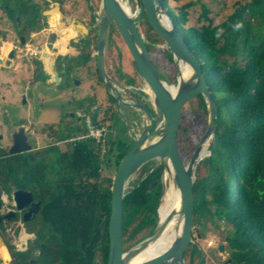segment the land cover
Listing matches in <instances>:
<instances>
[{
	"label": "trees",
	"instance_id": "1",
	"mask_svg": "<svg viewBox=\"0 0 264 264\" xmlns=\"http://www.w3.org/2000/svg\"><path fill=\"white\" fill-rule=\"evenodd\" d=\"M159 1L199 62L216 107L215 132L193 182L195 225L206 221L214 228L225 226L230 264H264V0H239L234 10L216 24L202 5L198 26L187 24L188 9L194 3L176 9L169 5L170 0ZM6 2L0 4L1 8L14 29L20 28L18 34L28 36L46 28L42 11L49 8V1L44 0L43 6L37 0ZM137 20L146 31L148 50L168 57L173 64L169 49L154 45L164 42L149 26L143 10ZM111 32L116 35L113 26ZM0 37L5 40L3 32ZM71 45L78 46L76 41ZM82 51L68 60L71 65L88 64L90 51ZM32 62L36 79L41 68L37 59ZM127 83L132 82L127 79ZM192 100L196 101L197 112L188 122L180 118L177 132V147L184 163L207 126L202 96L198 94ZM40 133L54 136L57 142L72 136L54 126L42 128ZM117 147L120 153L113 160L115 169L128 151L124 144ZM96 148L91 139L61 143L45 149L43 155L7 154L0 147V203L2 194L10 196L14 190L30 192L33 202L40 203L29 221L20 218L26 232L35 235L26 249L18 250L11 241L18 236L17 225L11 227L13 237L5 239L12 264H106L111 177L102 175V171L110 166L111 148L103 160ZM153 163L142 166L139 179L129 181L125 190L124 249L126 243L134 245L149 236L157 224L162 186L160 167L154 168ZM2 230L5 232V227ZM184 257L187 264H197L200 252L195 244H189ZM2 260L7 264L6 250ZM199 264H204L203 260Z\"/></svg>",
	"mask_w": 264,
	"mask_h": 264
},
{
	"label": "water",
	"instance_id": "2",
	"mask_svg": "<svg viewBox=\"0 0 264 264\" xmlns=\"http://www.w3.org/2000/svg\"><path fill=\"white\" fill-rule=\"evenodd\" d=\"M133 1L134 8L131 11L129 7L125 9L119 0H100V7L95 16L97 27L95 49L98 78L103 87L113 96L118 108L123 106L132 111L140 110L146 117L142 126L139 127L138 135H129L132 147L124 155L111 178L110 215L108 220L109 244L106 264H129L131 257L144 250L150 241L157 238L165 230L173 214L167 215L164 219L160 218L159 208L165 193L163 174H166L179 193V207L176 213L181 218V228L163 251L137 264H185L183 254L190 243H195L192 237V229L195 224L193 214L195 171L199 161L206 156L201 155L200 149L202 145L210 140L215 132L216 107L205 83L199 62L186 46L182 36L177 32L173 20L163 9L161 2L159 0ZM142 10L149 26L164 41L172 55L178 74L175 84L153 63L146 42L137 28L136 17L141 14ZM111 26L115 28L116 33L128 50L140 81L146 84L149 91H151L148 92V95L157 116V124L155 126L150 112L145 107L139 103L125 101L119 89H128L129 87L120 85L106 72L104 61ZM0 40L3 39L1 38ZM23 42L24 39L21 37V43ZM48 46L45 45L40 48L38 60L41 64V70L47 77L49 84H60L61 79L52 68L55 50L51 52L48 50ZM14 53V49H11L7 54V58L12 59ZM180 61L191 68L192 79H180L178 68ZM198 94L202 96L206 105L207 126L190 159L187 163H184L177 147V132L181 112L183 106ZM126 122L128 124L127 120ZM152 127L153 130L150 131ZM28 137L29 133H27L25 126L8 127V131L5 134L6 140L10 143L7 154L31 151L32 145L28 141ZM149 162H154V168L160 167L162 193L157 207L158 221L149 236L125 250L122 237V201L130 179L142 166ZM10 197L15 210L17 212L24 211L22 214L23 222L29 221L32 214L35 215L38 212L40 203L33 202V196L30 192L14 190ZM11 216L14 217V214L12 213ZM6 218H9V216H6ZM0 237L3 240L1 234ZM3 244L6 248L4 241ZM224 248L223 244L217 246L219 252H223ZM6 251L10 259L9 264H12L10 254L8 250ZM201 258L202 252L197 264L200 263Z\"/></svg>",
	"mask_w": 264,
	"mask_h": 264
},
{
	"label": "rangeland",
	"instance_id": "3",
	"mask_svg": "<svg viewBox=\"0 0 264 264\" xmlns=\"http://www.w3.org/2000/svg\"><path fill=\"white\" fill-rule=\"evenodd\" d=\"M40 5H44V0H37ZM50 2L49 8L43 10L42 14L46 16V21L50 22V13L49 11H52L54 8L58 10L59 6H62L64 9V21L60 20V15L58 13H53L52 22L50 23L51 28L53 31H55L56 26H59V23H62L65 25L66 30H75L74 26L79 27L77 28L78 32L77 35H75L74 39H80L86 38L84 31L82 28L84 27L83 23H90L92 24L90 18V10L88 6L92 5V12L96 16V13L98 12L97 5L100 7V0H61V2H58L60 0H47ZM239 0H170L169 5L173 8H179L183 6L184 4L188 2L194 3L192 7L188 9V25L198 26L202 22L200 20V14H201V6L204 5L206 9L209 11L208 17L212 19L213 23H219L223 21L228 14H230L234 8L237 6L236 2ZM94 2V3H93ZM7 5L8 2L6 0H0V4ZM0 5V32H3L5 35L6 41H12V44L16 47H19L20 49H23L24 44L30 42L33 45L38 46H47L48 50L51 51V44L49 41L46 40L47 31H49L48 25L46 28L39 32L31 33L30 35H26L24 38L25 43H21L18 40V32L14 29L12 23L8 20L7 15L4 13V10L1 8ZM132 10L134 8V1L133 5L131 4ZM59 20V21H58ZM58 21V22H57ZM82 23V24H81ZM49 25V26H50ZM140 31L144 38H147L146 31L144 29V26L140 24ZM59 35V34H58ZM55 36V35H54ZM61 39H65L67 43L71 42L73 39V35H71L69 38H66L63 34V32H60ZM78 36V37H77ZM145 38V39H146ZM1 39V37H0ZM3 39V38H2ZM60 38L56 37L55 40H61ZM82 40V39H81ZM80 40V41H81ZM5 41L0 40V47L2 46V55L0 57H3V55L8 52L11 48V44H3ZM47 42V43H46ZM56 42V41H55ZM54 42V44H55ZM164 42V41H163ZM49 43V44H48ZM112 43L108 48H106L105 53V61L104 66L106 71H108V74L113 77V79L117 80V82L127 87L129 84L127 83V76H129V73L131 72L132 75L138 79L137 76H135L133 64H132V58L130 57V54L128 50L126 49L123 41L119 37V35L116 33L114 34ZM159 48H165L164 43H158L157 44ZM71 48L72 45L69 44L68 48ZM94 51L93 44L91 43L86 50ZM69 50V49H68ZM68 50H66L67 53ZM23 51H20L15 53L16 57H25L22 53ZM63 53V52H62ZM158 61L161 63L160 68L162 71L170 78V80H174L178 77L177 69L175 70V67L170 66L167 64L165 60H163L161 57L162 55L158 52L154 55ZM39 62L38 58H36ZM71 59V58H70ZM25 61V60H24ZM21 61L22 63L27 64L28 62ZM40 64V63H39ZM84 65H80L76 63L75 65L72 64L71 73L69 74L68 82H63L60 84H49L47 82L46 76L41 71L40 73H37L36 79L33 77L32 80L27 81V78L25 73H18L14 75L11 79L15 81L16 92L18 93V96L16 97V100L13 102H10V97L12 96L10 93H7L11 91L9 85H5L4 89H0V134H6L8 131V127H15L18 126L17 124L19 121H24L25 124H20L25 126L26 129H30L33 131V137L29 140L34 145V150L36 151L35 154L37 155H43L45 154V149L49 147L56 146L58 147L60 144L52 137H47L46 134L40 133V130L42 128H45L47 126H54L55 129L61 133L65 134H72V136L68 137L70 139L71 137H75L85 130V121L87 117H89L91 120L96 115L95 123H100L106 128V144H105V150L102 153L101 149L96 148L97 152L99 153L100 159H104L106 153L111 148V151L108 154V159L110 161V166L107 171H102V175H107L112 178L115 169V165L113 164V160L115 155L120 153V149L117 147V144H124L125 149L129 150L132 147V143L130 140V136H137L138 134V128H132L130 130L129 122L127 124L126 116L124 114L119 113V111H115V107L113 105V102L111 100V97L109 98L110 94L100 83L98 82L96 76H89L88 75V69L91 71L94 70L93 63L88 62L87 67H83ZM41 68V64H40ZM113 71V72H112ZM6 72V70H4ZM72 79H74L72 81ZM135 79V81H136ZM139 81V86L143 88V83ZM134 83V81H133ZM136 83H138L136 81ZM102 84V83H101ZM10 88V89H9ZM130 88V87H129ZM127 91V90H126ZM147 91V90H146ZM129 92V91H128ZM148 93V92H147ZM1 94H4L1 95ZM111 95V94H110ZM135 96V95H133ZM144 97V96H143ZM147 102L149 100L151 101L150 97L146 98L144 97ZM24 100V101H23ZM90 107L87 106L88 104H92ZM108 103V104H107ZM107 105H111L110 113H106L105 107ZM86 107H89L87 110ZM115 111V112H114ZM197 112V104L196 101L191 100L187 102L181 112V118H183L185 121H189V117L191 115L196 114ZM139 113V112H136ZM204 120V118H203ZM203 120L201 119V123H203ZM207 120V118H206ZM140 127V126H139ZM129 128V130H128ZM129 132V134H128ZM31 135V134H30ZM8 141L4 137L0 141L1 146H5ZM70 142H62V144H66ZM208 154V152H207ZM205 154V155H207ZM50 157V155L47 156V158ZM154 165V163H153ZM152 165V166H153ZM103 168V167H102ZM115 169V170H114ZM139 171L130 179V182H136L139 179ZM163 179L165 184V190L168 188V185L170 183V179L166 176V174H163ZM162 193V192H161ZM2 200L4 203V207H10L12 206V198L9 195L2 194ZM160 202V200H159ZM162 202V199H161ZM159 204V203H158ZM158 216V215H157ZM158 221V217H157ZM20 222V215H17L16 219L14 221H11L7 227H5V234L7 238L13 237L11 233V227L17 225L18 229V236L17 238H12V243L16 244V247L20 251H24L26 249V245L28 242L32 241L34 239L35 235L34 233H28L26 232V226L25 223ZM225 226L221 225L219 228H214L208 222L204 221V225H195L193 226V241L198 245V247L204 252V264H230L231 260L229 257V254L224 248L223 252H219L217 250V246L220 244H223L226 246L225 242ZM24 235H30L29 238L22 240ZM21 240V241H20ZM1 244H3V240L0 237ZM26 242V243H25ZM5 243V242H4ZM23 243V244H22ZM138 243V242H137ZM135 243V244H137ZM134 244V245H135ZM130 247L133 246V244ZM129 245L125 244V250H127ZM5 247V246H4ZM7 248V247H6ZM5 248V249H6ZM8 250V249H6ZM9 252V251H8ZM11 257V256H10ZM1 259V257H0ZM1 261V260H0ZM10 262L9 256H8V262ZM0 264H3V260L0 262Z\"/></svg>",
	"mask_w": 264,
	"mask_h": 264
},
{
	"label": "flooded vegetation",
	"instance_id": "4",
	"mask_svg": "<svg viewBox=\"0 0 264 264\" xmlns=\"http://www.w3.org/2000/svg\"><path fill=\"white\" fill-rule=\"evenodd\" d=\"M61 1V0H60ZM86 1H88V0H86ZM94 1H96V0H94ZM94 3V2H93ZM129 3H130V0H129ZM131 5V4H130ZM63 6V5H62ZM62 6H59V8H58V14L60 15V20H62V21H64V9H63V7ZM88 7H90L89 8V10H90V18H92V20L94 21V23H92V24H90V23H81L84 27L82 28V30L84 31L83 33H85V35H86V38L84 39V38H81L80 37V39L78 38L77 39V45L78 46H73L72 45V47L70 48L69 47V51L67 52V53H64V52H66V50H67V47H68V45H67V47L65 46L66 44H67V41H65V42H63L62 44H59L58 45V42L60 41V40H58L57 42H56V47H58L59 48V50L61 51V52H59L58 51V49H55V52H54V57H55V59L53 60V64H52V68H53V70L54 71H56L57 72V75L60 77V79H61V81H60V85L65 81V82H68V79H70V77L68 78V76H69V74L71 73V64L69 63V59L70 58H74V57H76L77 55H80V53L82 54V50L83 49H86V48H88V46H90L91 45V43L93 44V49H94V51H90V57H91V60L89 61L90 63H93V65H94V70L93 71H91L90 69H88V75L89 76H96V78H98V71H97V68H96V49H95V45H96V41H97V27H96V22H95V15L93 14V10H92V5L91 6H88ZM99 8V6L97 5V8H95L96 10ZM132 8V7H131ZM99 10V9H98ZM43 12V11H42ZM139 16V15H138ZM138 16L136 17V23H137V28H138V30H139V32H140V34L142 35V33H141V31H140V23L138 22ZM46 17V16H45ZM50 17H51V19L53 18V14H50ZM18 22V21H17ZM47 25H48V30L49 31H47V36H46V40L47 41H49V43L51 44V45H53L54 44V39H55V36L53 37V35H55V32H53L52 31V29H51V25H50V23H48L47 22ZM50 25V26H49ZM76 27V26H75ZM112 27V26H111ZM111 27H110V30H109V35H108V42H107V48L110 46V44H112V39H113V36H114V33H112L111 32ZM77 28H79V27H76V29ZM45 29V28H44ZM16 31L19 33V31H20V28L19 27H17V29H16ZM77 32H78V30H77ZM17 37H18V40L20 41V44H21V37L24 39V42L23 43H25V36H22V35H20V34H18L17 35ZM78 37V36H77ZM142 37L144 38V36L142 35ZM82 39V40H81ZM62 41H63V38L61 39ZM81 40V41H80ZM144 40H145V42H146V45L147 44H149L150 42L147 40V38L145 39L144 38ZM47 43V42H46ZM48 43V44H49ZM70 44H72V43H70ZM152 45V44H151ZM154 45H156V46H158L157 44H154ZM164 46L165 47H167V45L164 43ZM17 48V47H16ZM168 48V47H167ZM147 49H148V47H147ZM52 50H54V48H51V52H52ZM88 50V49H87ZM107 50V49H106ZM15 51V50H14ZM149 51V50H148ZM50 52V51H49ZM50 52V53H51ZM63 52V53H62ZM149 54H150V56H151V59H152V61H153V63L157 66V67H159L160 68V62L158 61V59L154 56L155 55V53L154 52H150L149 51ZM131 57V56H130ZM163 60H165L166 62H167V64H169L170 66H172V67H175V64H174V62H173V58H172V55H171V59H172V62H173V64L172 63H170V61H169V59H168V57H161ZM32 61V60H31ZM132 64H133V62H132ZM35 67V66H34ZM84 68L85 67H87V65H84L83 66ZM133 69H134V66H133ZM161 69V68H160ZM162 70V69H161ZM175 70H176V67H175ZM42 71V70H41ZM107 72V74H108V71H106ZM134 73H135V76H137V74H136V72H135V69H134ZM164 73V72H163ZM165 74V73H164ZM110 77H111V75L110 74H108ZM165 76L166 77H168L166 74H165ZM138 77V76H137ZM112 79H113V77H111ZM127 79L129 80L130 79V81L132 82V83H129V85L127 86V87H130V88H128V89H119L120 90V92H121V94H122V96L124 97V99H125V101H127V102H129V103H139L140 105H142L143 107H145L149 112H150V114H151V116H152V118H153V123H154V126L157 124V116H156V112H155V109H154V106H153V104H152V102L149 100V102H147L146 101V99L144 98L145 96H146V98H148L149 97V95H148V93H147V89H148V87L146 86V84H144L143 82V88H141L140 86H139V81H138V79H139V77H138V79H136L133 75H132V73L130 72L129 73V76H127ZM135 79H136V81L138 82V83H136V81H135ZM74 79H72V81H73ZM115 80V79H114ZM140 80V79H139ZM116 82H117V80H115ZM133 81H134V83H133ZM141 82V81H140ZM173 84H175L176 82H177V78L176 79H174V80H172L171 81ZM100 83V82H99ZM118 83V82H117ZM100 85H102L101 83H100ZM103 86V85H102ZM127 90V91H126ZM129 91V92H128ZM109 95V98L112 96V95H110V94H108ZM133 95H135V96H133ZM144 96V97H143ZM113 97V96H112ZM112 100V99H111ZM112 102H113V105H114V109H115V111L117 112V111H119V113H121V114H124L125 116H126V119H128V122H129V127H130V130H132V128H135V127H137L138 129H139V126H142V124H143V122H144V120L146 119V117H145V115H144V113L143 112H141L140 110H137V111H132V110H130L129 108H127V107H123V106H121V107H117V103H116V101H115V99L114 100H112ZM108 104V103H107ZM112 106L111 105H107L106 107H105V110L104 111H106L107 113H109V115L111 116V114L112 113H110V108H111ZM114 111V112H115ZM136 112H139V113H136ZM153 130V127L150 129V131H152ZM27 133H29V137H28V141L31 139V137H33V134H32V132H31V130L30 129H27ZM31 134V135H30ZM4 137H5V134L3 133V134H0V141L2 140V139H4ZM8 141V140H7ZM30 142V141H29ZM30 144L32 145V150L31 151H29V152H33V153H35L36 151L34 150V145H33V143H31L30 142ZM9 146H10V143H9V141H8V143L7 144H5V146L3 147V146H1L0 145V147H2V148H5V150H6V153H7V150H8V148H9ZM34 203H36V202H34ZM23 212L24 211H22V212H17L16 210H15V208L13 207V205L12 206H10V207H4V203H3V200H2V197H1V203H0V234H1V236H2V238H3V241L5 242V239H6V234L4 233V231L2 230V228H4V227H7V225L11 222V221H14V219H16V217H17V215H20V218L22 219V214H23ZM14 214V217L13 216H11V214ZM6 216H9V218H6ZM34 216V214H32V216L30 217V219L32 218ZM30 237V235H27V238H29ZM192 237H193V233H192ZM193 244H195V246H196V248L198 249V251L200 252V257H201V252H202V258H201V261L203 260V263H205V261H204V252L198 247V245L196 244V243H193ZM6 250V249H5ZM5 250H3V255H4V251ZM3 255H2V257H1V259L0 260H2L3 259ZM183 257H184V254H183ZM187 259H186V257H184V261H185V264H187L186 261ZM200 261V262H201Z\"/></svg>",
	"mask_w": 264,
	"mask_h": 264
},
{
	"label": "bare ground",
	"instance_id": "5",
	"mask_svg": "<svg viewBox=\"0 0 264 264\" xmlns=\"http://www.w3.org/2000/svg\"><path fill=\"white\" fill-rule=\"evenodd\" d=\"M119 2L121 3V5L125 9H128L127 7H129L132 11L129 0H119ZM125 2H127L128 4L127 3L125 4ZM49 13L50 14L58 13V10L56 8H54L52 11H49ZM58 25H59L60 31L63 32V34L66 38H69L71 35L75 36L77 33V29L66 30V28L62 24H58ZM74 28H76V27L74 26ZM65 41L66 40L63 39V41L60 44H62ZM178 68H179L180 79H182V80L192 79V70L186 63L180 61ZM147 92H151V91H149V89H147ZM208 144H209V140L206 141L202 145V147L200 149L201 153H202L201 155L204 156L205 154H207L208 148H209ZM178 207H179V193H178L177 189L175 188V186L173 185V183L170 182L168 185V188L165 190L164 196L162 198V202H161L160 208H159V214H160L161 219H164L169 214H173V215L171 216L170 220L168 221V223L165 227V230L157 238L150 241L144 250H142L141 252H138L133 257H131L129 259V264H137V263H139V262H141L147 258L155 256L159 252L163 251L172 242L173 238L179 233L180 228H181V224H182L181 218H179L177 213H176V210ZM25 239H27V235H24L22 238V240H25ZM3 250H5V247L1 244V241H0V257H2V255H3Z\"/></svg>",
	"mask_w": 264,
	"mask_h": 264
},
{
	"label": "crops",
	"instance_id": "6",
	"mask_svg": "<svg viewBox=\"0 0 264 264\" xmlns=\"http://www.w3.org/2000/svg\"><path fill=\"white\" fill-rule=\"evenodd\" d=\"M59 13V12H58ZM59 21V20H58ZM50 23V22H49ZM59 24H62V23H59ZM63 25V24H62ZM65 27V25H63ZM52 29V28H51ZM44 30V29H43ZM53 31V29H52ZM55 39L56 37L60 38L61 39V36H60V29H59V26H56V29L55 31ZM34 34V33H33ZM59 34V35H58ZM77 35V33H76ZM74 35H73V39L71 40V42L67 43L65 46L67 47L68 44L70 43H73L75 41H77V39H74ZM5 42L3 44H11V49H14L15 50V53L17 52V48L16 46H14L12 44V41H6L4 40ZM56 42L58 40H55ZM55 42V44H56ZM53 44L51 48H54L55 49H58V51L60 52L59 48L56 47V45ZM69 48L67 47V50ZM10 50H7L8 52H6L5 55H3V57H0V89H4L5 86L4 84L6 85H9V88L11 91L7 92V93H10L12 96L10 97V102L11 101H15L16 100V97L18 96V93L16 92V90H14L16 88V86H14L15 84V81L13 80L12 82V77L18 73H25L26 77L27 78V81H30L32 80V78L34 77V73L36 71V68L34 67L33 65V62L30 60H26L25 58H22V57H16L15 53H14V57L12 59H8L7 58V54L9 53ZM70 50V49H69ZM68 50V51H69ZM2 46L0 47V56L2 55ZM25 60V61H24ZM9 61V62H7ZM21 61H24V62H28L27 64L25 63H22ZM4 70H6V72H4ZM47 78V77H46ZM4 96V94H1ZM24 101V100H23ZM25 124L24 121H19V123L17 125H20V124ZM32 133H34L33 131H31Z\"/></svg>",
	"mask_w": 264,
	"mask_h": 264
},
{
	"label": "built area",
	"instance_id": "7",
	"mask_svg": "<svg viewBox=\"0 0 264 264\" xmlns=\"http://www.w3.org/2000/svg\"><path fill=\"white\" fill-rule=\"evenodd\" d=\"M17 50L18 52L23 51L22 53L25 57H22V58H25L28 61L39 58L40 46L33 45L30 42L24 44L23 49H20L19 47H17ZM106 134H107L106 128L103 125H101L100 123H95L93 120L87 117L85 121V130L83 133L75 137H71L70 139H65L60 142L58 141V144H61L62 142H74V141L91 139L97 144V148L101 149L103 153L105 150V144H106V137H107Z\"/></svg>",
	"mask_w": 264,
	"mask_h": 264
}]
</instances>
